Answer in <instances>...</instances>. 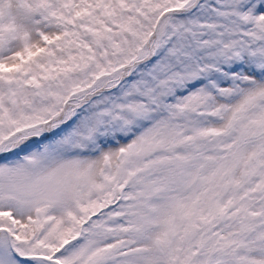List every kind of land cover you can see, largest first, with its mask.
<instances>
[{"label": "snow or ice", "instance_id": "6c2138e0", "mask_svg": "<svg viewBox=\"0 0 264 264\" xmlns=\"http://www.w3.org/2000/svg\"><path fill=\"white\" fill-rule=\"evenodd\" d=\"M0 264H264V0H0Z\"/></svg>", "mask_w": 264, "mask_h": 264}]
</instances>
